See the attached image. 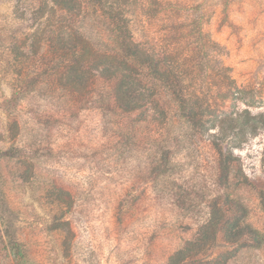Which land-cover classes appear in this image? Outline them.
I'll return each mask as SVG.
<instances>
[{
	"label": "rangeland",
	"instance_id": "rangeland-1",
	"mask_svg": "<svg viewBox=\"0 0 264 264\" xmlns=\"http://www.w3.org/2000/svg\"><path fill=\"white\" fill-rule=\"evenodd\" d=\"M156 1L83 0L68 14L51 0H0V264L13 240L25 247L18 264H167L221 193L216 130L194 127L174 103L167 132L138 124L110 105L103 78L90 77L89 95L60 85L59 32L84 28L94 49L112 50L130 25L138 42L172 36L196 48L204 88L215 92L228 68L249 100H264V0ZM263 152L264 131L235 148L228 187L233 210L261 234ZM226 253L225 264H264V242L241 247L220 234L201 259Z\"/></svg>",
	"mask_w": 264,
	"mask_h": 264
},
{
	"label": "trees",
	"instance_id": "trees-1",
	"mask_svg": "<svg viewBox=\"0 0 264 264\" xmlns=\"http://www.w3.org/2000/svg\"><path fill=\"white\" fill-rule=\"evenodd\" d=\"M51 2L68 14H80L84 9L83 0ZM155 3L159 4V0ZM180 17L176 19L177 22ZM65 29L64 34L59 32L57 39L63 47L60 52L63 62L54 66L56 71L64 70L63 73L59 72L62 88H70L76 94L89 95L90 77L103 78L113 85L107 93L110 105L126 115L136 116L138 124L152 126L156 132H167L170 125V103H174L180 116L194 127L205 132L216 130L210 135V144L217 153V178L221 193L212 201L213 206L207 216L202 218L194 237L170 255L167 264L228 263L233 259L231 253L208 262L201 259L218 234L226 243L241 247H245L247 240L254 244L264 242V234L246 221V210H233L234 205L240 203L234 201L228 192L234 149L240 148L249 137L264 131V100H249L246 91L237 87L228 75V68H223V72L217 74L225 75V81L214 85L215 92L210 86L204 88V77L194 70L198 60L191 56L196 48L188 44L180 48L182 41L172 42L169 40L174 38L172 36H163L158 41L151 38L141 43L135 37L136 32L128 25L127 28L117 30L120 33L115 48L94 49L84 28L67 26ZM39 35L38 30L29 36L28 39L33 41L30 48L38 47ZM204 47L201 50L204 51ZM207 49L216 53L217 46L208 43ZM24 88L30 89L28 86ZM217 93L220 95L218 98L214 95ZM241 103H244L245 108L240 106ZM254 107H262V110L255 115L251 110ZM262 166L264 169V152ZM4 247L5 260L9 264H18L21 255H25L24 245L14 240Z\"/></svg>",
	"mask_w": 264,
	"mask_h": 264
}]
</instances>
